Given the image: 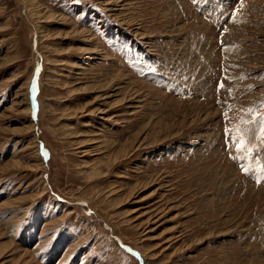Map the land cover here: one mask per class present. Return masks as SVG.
Returning <instances> with one entry per match:
<instances>
[{"label": "rangeland", "instance_id": "obj_1", "mask_svg": "<svg viewBox=\"0 0 264 264\" xmlns=\"http://www.w3.org/2000/svg\"><path fill=\"white\" fill-rule=\"evenodd\" d=\"M262 103L264 0H0V264H264Z\"/></svg>", "mask_w": 264, "mask_h": 264}, {"label": "snow or ice", "instance_id": "obj_2", "mask_svg": "<svg viewBox=\"0 0 264 264\" xmlns=\"http://www.w3.org/2000/svg\"><path fill=\"white\" fill-rule=\"evenodd\" d=\"M193 2H196V0H193ZM239 2L240 4H243V0H239ZM219 87L223 88L224 87L223 83H221ZM260 107L264 108V103H262ZM257 111L258 109H248V112L253 115H255ZM225 116L227 117V113H225ZM256 122L259 123L261 136L264 137V116H260L258 118V121ZM242 123L244 125H248L250 121L244 120L242 121ZM224 131H225L226 137H230L232 141V143L227 144L226 147L229 149L235 148L238 154L236 157H234V159L243 160V159L249 158L252 154L253 148L255 147L247 139L249 129L247 127L235 126L230 130L226 126ZM240 167L245 172L249 171V168L245 166L244 164H241ZM258 171L261 173H264V165H262L260 169H258Z\"/></svg>", "mask_w": 264, "mask_h": 264}]
</instances>
